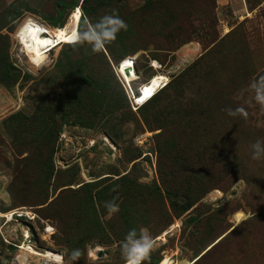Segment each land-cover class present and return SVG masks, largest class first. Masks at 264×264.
Returning <instances> with one entry per match:
<instances>
[{
  "label": "rangeland",
  "instance_id": "obj_1",
  "mask_svg": "<svg viewBox=\"0 0 264 264\" xmlns=\"http://www.w3.org/2000/svg\"><path fill=\"white\" fill-rule=\"evenodd\" d=\"M113 11L128 28L107 59L58 44L32 69L14 37L28 16L80 32ZM127 54L142 80L171 76L134 112L109 63ZM262 77L264 0H0V264L46 263L23 244L124 264L133 228L156 241L145 264H264V160L250 147L264 140Z\"/></svg>",
  "mask_w": 264,
  "mask_h": 264
},
{
  "label": "clouds",
  "instance_id": "obj_2",
  "mask_svg": "<svg viewBox=\"0 0 264 264\" xmlns=\"http://www.w3.org/2000/svg\"><path fill=\"white\" fill-rule=\"evenodd\" d=\"M127 28L128 25L126 22L113 11L111 14L101 16L94 23L87 24L84 30L78 33L74 32L72 42L75 44L90 45L93 52H100L104 50L107 44L115 41L121 31H127ZM252 87L255 92V101L261 106H264V77L257 83H254ZM225 111L228 116H236L237 114H242L244 109L236 108L233 110L228 108ZM250 147L252 160H264V140L257 139ZM104 207L109 215L119 211L118 204L114 202H106ZM155 245L156 241L147 229H130L120 242V252L124 264H144L154 250ZM95 251L96 249H89L88 256L94 258ZM80 256L81 251L79 249L72 250V261H76Z\"/></svg>",
  "mask_w": 264,
  "mask_h": 264
},
{
  "label": "bare ground",
  "instance_id": "obj_3",
  "mask_svg": "<svg viewBox=\"0 0 264 264\" xmlns=\"http://www.w3.org/2000/svg\"><path fill=\"white\" fill-rule=\"evenodd\" d=\"M75 18L79 19L81 15V11L79 8L74 12ZM77 32L75 28H51L47 29L43 27V25L34 17L28 16L26 17L23 22L20 24L19 30L18 27L15 30L14 37L17 41L18 47L22 50L26 57L28 58L29 65L33 69L41 67L48 55V52L51 49H54L55 46L59 44H72V36L73 33ZM78 33V32H77ZM22 46V47H21ZM189 56V55H188ZM133 62V61H132ZM132 62L126 63L120 70L121 75L127 79L135 74ZM153 65L155 68L159 69L158 62L153 61ZM120 75V74H119ZM120 75V77H122ZM164 75L158 73L150 78V83H145L143 90V95L141 96L140 100H136V103H142L143 97H149L153 94V92L160 88L161 85L166 81V78L163 77ZM122 77V79H123ZM137 80V79H136ZM128 84L132 83V80H127ZM132 89V86H131ZM145 91V94H144ZM135 99L137 97L135 96ZM139 103H137L139 105ZM14 214V213H13ZM12 214H8L6 217L10 220ZM27 237V236H26ZM22 250L30 255H35L37 257H43L46 261L45 264H64L59 261L58 253L53 249H40L38 250L37 247L35 250L33 246L28 244L22 245ZM40 260V259H39ZM21 264H25V261H22ZM158 264H173L168 256L161 260Z\"/></svg>",
  "mask_w": 264,
  "mask_h": 264
},
{
  "label": "built area",
  "instance_id": "obj_4",
  "mask_svg": "<svg viewBox=\"0 0 264 264\" xmlns=\"http://www.w3.org/2000/svg\"><path fill=\"white\" fill-rule=\"evenodd\" d=\"M137 60H138V58H135L133 60V62H132V65H133V68H134V72H135L136 78H137V80H132L133 90L131 89V87L129 86V84L127 83V81L125 80V78L122 75L121 76L123 77V79L120 78L119 74H121V70H120V68H118V64L119 63L116 64L115 66H113L115 74L120 79V81L122 82V84H123V86L125 88V92H126L128 98L130 100V104H131L132 110L139 109V108L143 107L144 105H146L148 102H150L162 89H164L169 84V81L171 80V76L169 74L162 73L164 75L163 77L166 78V81L161 85L160 88L156 89L153 92V94L148 97L147 100H145L142 103L138 102L139 103V106H138L137 103H136V100H140L141 96L143 95L142 88L144 87V83H148L149 84L150 80H148L147 82H144L142 84H138V86L135 87V84H137L138 82L140 83L141 79H142V74H141V72H140V70L138 68ZM120 65H122L121 62H120ZM159 67H161V68H159V70L162 69L161 65H159ZM149 68L154 70L152 67H149ZM156 74H158V72L155 71V75ZM135 96L137 97V99H135Z\"/></svg>",
  "mask_w": 264,
  "mask_h": 264
},
{
  "label": "trees",
  "instance_id": "obj_5",
  "mask_svg": "<svg viewBox=\"0 0 264 264\" xmlns=\"http://www.w3.org/2000/svg\"><path fill=\"white\" fill-rule=\"evenodd\" d=\"M76 8V7H75ZM23 21V20H22ZM22 23V22H21ZM80 24L78 25V30H79V26H80V28L81 27H84L85 25H86V22H85V20L84 19H81V21L79 22ZM64 25V24H63ZM63 25H59V26H61V27H54V28H63ZM73 44V43H72ZM61 45V44H60ZM65 45H70V44H65ZM102 54L104 55V57H106V59H107V52L105 51V49L104 50H102ZM129 54H127V55H124V56H122L121 58H118L117 60H115L114 62L113 61H110L109 63L111 64V67H112V70H113V72H114V69H113V66H115L116 64H118L121 60H123L124 58H126L127 56H128ZM129 60V59H128ZM127 59H126V61L125 62H121V64H123L121 67H120V69L125 65L124 63H126L127 61H128ZM112 62L115 64V65H112ZM120 65V63L118 64V66ZM150 70H152L151 68H149ZM153 71V73L148 77V78H146V79H144V80H142L141 82L142 83H144V82H147L148 80H150V78H152L154 75H155V71L154 70H152ZM114 74H115V72H114ZM115 76H116V78H117V80H118V82H119V84H120V89H121V91H122V95H123V97H124V99L126 100V103L128 104V108L131 110V111H133L132 110V108H131V104H130V100H129V98H128V96H127V94H126V92H125V88H124V86H123V84H122V82L120 81V79L117 77V75L115 74ZM137 83V84H135V87H137L138 86V84H142V83ZM170 84V83H169ZM168 84V85H169ZM167 85V86H168ZM166 86V87H167ZM134 87V88H135ZM165 87V88H166ZM164 88V89H165ZM164 89H162L150 102H152L153 100H155L157 97H158V95L164 90ZM150 102H148L146 105H148ZM138 105V104H137ZM146 105H144L143 107H141L140 109H142V108H144ZM139 109V110H140ZM138 110V111H139ZM134 112V111H133ZM221 241V239L217 242V243H215L213 246H215L216 244H218L219 242ZM204 256V255H203ZM203 256H201V257H203ZM200 257V258H201ZM199 258V259H200ZM198 259V260H199ZM162 259L160 258L159 259V261H157L155 264H158L160 261H161ZM197 260V261H198ZM196 261V262H197ZM144 264H145V262H144Z\"/></svg>",
  "mask_w": 264,
  "mask_h": 264
},
{
  "label": "water",
  "instance_id": "obj_6",
  "mask_svg": "<svg viewBox=\"0 0 264 264\" xmlns=\"http://www.w3.org/2000/svg\"><path fill=\"white\" fill-rule=\"evenodd\" d=\"M118 68H119V66H118ZM204 254H205V253H204ZM99 256L102 257V256H103L102 253H99ZM202 256H203V255H202Z\"/></svg>",
  "mask_w": 264,
  "mask_h": 264
},
{
  "label": "snow or ice",
  "instance_id": "obj_7",
  "mask_svg": "<svg viewBox=\"0 0 264 264\" xmlns=\"http://www.w3.org/2000/svg\"><path fill=\"white\" fill-rule=\"evenodd\" d=\"M49 231H51V229Z\"/></svg>",
  "mask_w": 264,
  "mask_h": 264
}]
</instances>
